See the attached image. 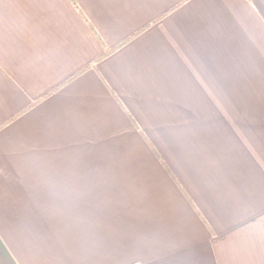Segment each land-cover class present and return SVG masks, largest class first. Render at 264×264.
I'll return each instance as SVG.
<instances>
[{
  "label": "crops",
  "instance_id": "obj_1",
  "mask_svg": "<svg viewBox=\"0 0 264 264\" xmlns=\"http://www.w3.org/2000/svg\"><path fill=\"white\" fill-rule=\"evenodd\" d=\"M0 264H264V0H0Z\"/></svg>",
  "mask_w": 264,
  "mask_h": 264
}]
</instances>
